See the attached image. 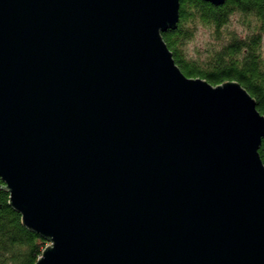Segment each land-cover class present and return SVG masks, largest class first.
<instances>
[{"label": "water", "instance_id": "obj_1", "mask_svg": "<svg viewBox=\"0 0 264 264\" xmlns=\"http://www.w3.org/2000/svg\"><path fill=\"white\" fill-rule=\"evenodd\" d=\"M179 20L180 0H0V189L50 242L36 264H264V116L182 73Z\"/></svg>", "mask_w": 264, "mask_h": 264}, {"label": "trees", "instance_id": "obj_2", "mask_svg": "<svg viewBox=\"0 0 264 264\" xmlns=\"http://www.w3.org/2000/svg\"><path fill=\"white\" fill-rule=\"evenodd\" d=\"M233 13L243 15L230 21ZM197 22L204 26L210 41L196 50L197 59H190L186 58L184 48L186 41L193 38ZM232 23L246 28V38L224 28ZM162 38L185 76L206 80L214 87L233 81L239 83L264 116V59L260 52L264 40V0H227L221 7L202 0H180L177 28L162 34ZM259 155L264 164V139ZM10 201L11 195L3 185L0 189V264H36L50 242L23 225L21 214Z\"/></svg>", "mask_w": 264, "mask_h": 264}, {"label": "clouds", "instance_id": "obj_3", "mask_svg": "<svg viewBox=\"0 0 264 264\" xmlns=\"http://www.w3.org/2000/svg\"><path fill=\"white\" fill-rule=\"evenodd\" d=\"M242 13H233L230 17L229 20H233L234 18H238L240 16H242ZM191 27V25H190ZM224 28H227L229 31H234L237 33V35H239L242 39L246 38L247 36V30L246 28L239 24V23H232L230 25H224ZM223 31V29H222ZM201 38L204 41L208 40V34L204 28V26L197 22L196 24V31L193 34V38L190 40L186 41L185 44V48H184V52L186 55V58H190V59H197V54L195 49L197 47H202L203 45L201 44ZM217 51H220L219 48H217ZM260 52L264 53V40L261 41V48H260ZM200 58H204L203 56H201ZM261 59H264V55L261 56Z\"/></svg>", "mask_w": 264, "mask_h": 264}, {"label": "rangeland", "instance_id": "obj_4", "mask_svg": "<svg viewBox=\"0 0 264 264\" xmlns=\"http://www.w3.org/2000/svg\"><path fill=\"white\" fill-rule=\"evenodd\" d=\"M208 37H209V35H208ZM208 41H210V37L208 38L207 41H204V40L201 38V44H202L203 46H202V47H197V48L195 49V51H196L198 48H203V47L205 46V44L208 43ZM263 55H264V53H263Z\"/></svg>", "mask_w": 264, "mask_h": 264}]
</instances>
